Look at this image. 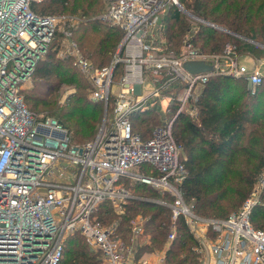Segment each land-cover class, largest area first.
Here are the masks:
<instances>
[{"label":"built area","instance_id":"obj_1","mask_svg":"<svg viewBox=\"0 0 264 264\" xmlns=\"http://www.w3.org/2000/svg\"><path fill=\"white\" fill-rule=\"evenodd\" d=\"M43 2L0 0V264H61L66 242L75 234L102 252L100 264H167L179 217L199 239L194 250L200 264H264V229L252 222L261 191L255 188L227 218L196 215L177 184L187 175L185 164L178 161L183 146L173 141L165 126L144 138L134 132L129 116L146 97L145 76L151 72L168 70L183 82L185 88L178 96L183 106L198 101L208 82L207 73L192 75L184 68L187 60H205L190 34L179 50L171 48L166 15L172 6L194 23L226 30L195 16L181 0H108L101 19L119 27L124 37L112 63L99 68L85 57L70 32L82 19L36 12L34 7ZM243 39L264 51V43ZM50 53L71 61L94 85L92 100L103 101L107 119L111 118L106 138L104 126L94 141L72 144L69 129L57 118L35 117L30 112L24 87ZM243 57L251 64H244ZM207 62L225 77L246 79L250 88L264 79V55H240L229 48L225 56ZM118 65H123V74L114 81ZM111 96L116 105L110 116ZM147 164L150 172L160 176L146 173ZM128 180L151 185L174 199L171 203L152 200L172 209V230L160 252L138 257L140 247L151 244L144 236L147 220L143 216L131 220L129 245L117 223L105 225L99 218L106 202L116 214H125L128 200L135 198L126 185Z\"/></svg>","mask_w":264,"mask_h":264},{"label":"trees","instance_id":"obj_2","mask_svg":"<svg viewBox=\"0 0 264 264\" xmlns=\"http://www.w3.org/2000/svg\"><path fill=\"white\" fill-rule=\"evenodd\" d=\"M184 7L195 16L222 27L219 30L208 24L192 23L190 18L172 6L166 15L167 36L171 48L179 50L190 34L195 46L204 52L206 61L225 56L232 48L237 54L252 52L263 56L264 51L246 43L236 35L264 43V0H181ZM104 0H44L34 7L42 14L58 15L60 12L79 14L82 19L78 29H71L83 54L96 67L109 66L117 53L124 33L117 27L98 19L103 12ZM59 12V13H60ZM64 14V13H61ZM123 73V65L115 70L114 80ZM155 85L169 98L163 110L152 102H141L130 113L134 132L150 138L158 126H165L173 141L183 146L178 161L183 162L187 175L178 189L198 216L227 218L247 200L260 185L261 197L252 213L255 227L264 229V79L250 88L246 79L225 77L219 72H209L198 101L183 106L178 96L185 88L171 71H160ZM35 86L25 95L30 112L37 115L38 106L46 105L47 114H58L70 132L72 144L94 141L101 128L104 102L91 98L94 85L71 61L56 58L50 53L37 67ZM74 88L61 107L58 104L62 86ZM116 98L109 99V114H113ZM194 114H191V110ZM34 115V116H35ZM36 117V116H35ZM112 123L105 125L103 139ZM148 165V164H147ZM145 172L160 176L157 171ZM127 187L135 198L128 200L126 214H115L111 203L106 202L98 213L105 225L118 223V232L125 244L131 243V219L141 215L147 219L145 237L151 244L141 246L138 257L146 252L162 250L172 230V210L148 198L173 202V198L160 193L150 185L128 180ZM177 237L167 252V264H200L194 250L197 240L183 217L176 221ZM102 252L93 250L81 234L71 236L66 242L65 257L61 264H100Z\"/></svg>","mask_w":264,"mask_h":264},{"label":"rangeland","instance_id":"obj_3","mask_svg":"<svg viewBox=\"0 0 264 264\" xmlns=\"http://www.w3.org/2000/svg\"><path fill=\"white\" fill-rule=\"evenodd\" d=\"M107 8H108V0H104V10H103V12L100 14V15H98L97 17H98V19H100L101 21H103V19H101V17L103 16V14L107 11ZM60 11L58 10V15H63V16H69V15H77L78 17H80V15L79 14H67L66 12H60ZM61 13H64V14H61ZM57 15V14H56ZM104 22V21H103ZM192 22V21H191ZM192 23H194V22H192ZM80 26V24L76 27V29H78V27ZM68 27V25H66V28ZM73 35V34H72ZM238 38H240V39H242L243 41H245L246 43H248V44H250L248 41H246L245 39H243V37H245V36H237ZM246 38H248V37H246ZM74 39V38H73ZM256 41V40H255ZM257 42H259V41H257ZM120 47H121V43L119 44V46H118V49H117V52L120 50ZM64 61V60H63ZM242 62L244 63V64H251V61L249 60V58H247V57H243L242 58ZM160 73V72H159ZM157 74V72H151V73H149V75H147V76H145L146 78H145V80H146V84H145V86L146 87H148V92L147 91H145V94H144V96L146 95V97H144V99L143 100H141L142 102H147V104H151V101L152 102H156L155 104H158L159 106H161L162 107V109L164 110L165 109V107H166V105H168V102H169V98H167L166 96H164V94L162 93V92H159V95H156L157 93H154L155 91H156V89H157V86L155 85V81L153 80L155 77H157V78H159L160 77V74ZM123 74V73H122ZM121 74V75H122ZM121 75H120V77H121ZM119 77V78H120ZM38 78H35V75L33 76V78L30 80V81H28V83L25 85V89H24V91H23V94H24V96L26 95V93H28L29 92V90H31L34 86H35V84H36V81H38L37 80ZM119 80V79H118ZM117 80V81H118ZM115 81V80H114ZM90 82V81H89ZM75 90H74V88H72L71 86H68V85H64V86H62L61 87V89H60V91H59V96H58V104L59 105H61V107L62 106H64L65 104V102H66V100H67V98H68V96L70 95V94H72L73 92H74ZM94 101V100H93ZM25 103H26V105H27V107L29 106L28 104H27V102H26V100H25ZM104 105H105V103H104ZM28 108H30V107H28ZM45 109H47V106L46 105H40V106H38V108H37V115H35L36 117H39V116H41V115H44V116H52V117H55V118H57L58 119V114H47L46 112H45ZM108 112H109V106H108ZM32 113V112H31ZM107 119V108H106V106L104 107V116H103V122H102V127H100V128H103L105 125H106V123L108 122V119ZM110 120H111V118H110ZM151 186V185H150ZM153 187V186H152ZM256 189H258V190H260L261 191V189H260V186L258 185L257 187H256ZM158 192H160V191H158ZM132 193V192H131ZM161 193V192H160ZM148 199H153V200H157V199H155V198H148ZM152 201V200H151ZM169 202V201H168ZM169 203H171V202H169ZM189 204V203H188ZM190 205V204H189ZM191 206V205H190ZM241 207V206H240ZM240 207L237 209V210H239L240 209ZM193 208V207H192ZM171 209V208H170ZM172 210V209H171ZM236 210V211H237ZM115 212V211H114ZM235 212V211H234ZM116 214V213H115ZM125 214H126V212H125ZM124 214V215H125ZM118 215V214H117ZM124 215H119V216H124ZM200 217H202V218H205V219H211V218H213V217H206V216H200ZM145 218V217H144ZM146 219V218H145ZM132 220V219H131ZM147 220V219H146ZM118 224V223H117ZM130 224H131V221H130ZM196 233H193V235H194V237L196 238V240H199L196 236L197 235H195ZM86 242L90 245V247L94 250V247L86 240ZM157 251H162V250H157Z\"/></svg>","mask_w":264,"mask_h":264},{"label":"water","instance_id":"obj_4","mask_svg":"<svg viewBox=\"0 0 264 264\" xmlns=\"http://www.w3.org/2000/svg\"><path fill=\"white\" fill-rule=\"evenodd\" d=\"M184 12L188 13L186 9H184ZM184 68L192 75H196V74H205L209 72H214L215 65L203 59L202 60H187L184 62ZM101 131H100V134H101Z\"/></svg>","mask_w":264,"mask_h":264}]
</instances>
